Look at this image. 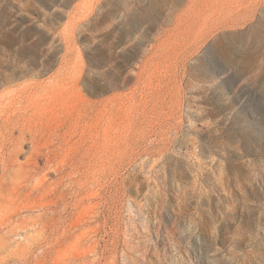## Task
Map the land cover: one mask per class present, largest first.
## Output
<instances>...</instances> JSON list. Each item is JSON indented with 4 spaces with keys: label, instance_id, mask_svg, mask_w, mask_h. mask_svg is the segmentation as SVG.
Instances as JSON below:
<instances>
[{
    "label": "rangeland",
    "instance_id": "1",
    "mask_svg": "<svg viewBox=\"0 0 264 264\" xmlns=\"http://www.w3.org/2000/svg\"><path fill=\"white\" fill-rule=\"evenodd\" d=\"M0 264H264V0H0Z\"/></svg>",
    "mask_w": 264,
    "mask_h": 264
}]
</instances>
